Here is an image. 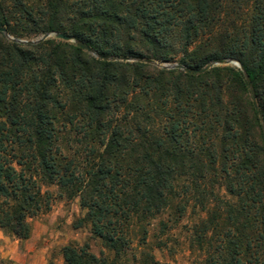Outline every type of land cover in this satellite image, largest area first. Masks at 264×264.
<instances>
[{
  "label": "trees",
  "instance_id": "1",
  "mask_svg": "<svg viewBox=\"0 0 264 264\" xmlns=\"http://www.w3.org/2000/svg\"><path fill=\"white\" fill-rule=\"evenodd\" d=\"M0 28V231L56 187L104 249L64 264H163L188 214L196 264H264V0H0Z\"/></svg>",
  "mask_w": 264,
  "mask_h": 264
},
{
  "label": "rangeland",
  "instance_id": "2",
  "mask_svg": "<svg viewBox=\"0 0 264 264\" xmlns=\"http://www.w3.org/2000/svg\"><path fill=\"white\" fill-rule=\"evenodd\" d=\"M42 37L22 41H36ZM53 38L52 36L48 40ZM234 62L227 60L223 64L213 63L209 66L237 67ZM164 64L175 65L174 63H156L155 65ZM45 190L53 193L54 199L49 211L28 219L32 227L29 240L21 241L0 231V264H64L62 250L74 243L80 246L89 243L91 251L96 255H100L104 250L100 243L90 240L89 230L74 228V222L83 218L87 213V210L81 208L80 200L75 199L71 202L61 200L56 187ZM193 221L194 219L188 214L178 226L171 228L167 248L162 251L154 249V255L158 261L163 264H196V255L189 250L186 228ZM152 230L153 234L154 230L158 233L157 228H152ZM137 246L138 244H134L136 249Z\"/></svg>",
  "mask_w": 264,
  "mask_h": 264
},
{
  "label": "water",
  "instance_id": "3",
  "mask_svg": "<svg viewBox=\"0 0 264 264\" xmlns=\"http://www.w3.org/2000/svg\"><path fill=\"white\" fill-rule=\"evenodd\" d=\"M0 32H3L5 34H7V32H6V30L4 28H0ZM52 36H53L52 34H47V35L43 36L42 38H40L39 40H36V41H22V40H16V39H13V38H10V39L12 41L16 42V43H19V44L36 45V44H40L42 42L47 41ZM55 37L58 38V39L67 41V42H75V39L73 37H71V36H65L63 34H56ZM77 45L82 47L84 50H86L88 53L92 54L93 56L98 57L96 53H94L90 48H88L87 46H85L81 42H77ZM226 64H228V63H226ZM234 64H235V66H237L238 68H240L242 70V67H241V65L238 62H234ZM158 67L159 68H163V69H173V68L181 69V70H184L186 73H190V74H201V73H203L204 71L207 70V68L202 69V70H189V69H186V68H184L182 66H179V65H169V64L158 65ZM246 81H247L248 86L250 88L252 97L255 100L256 96H255V93H254V90H253L252 82L250 81V78L247 75H246Z\"/></svg>",
  "mask_w": 264,
  "mask_h": 264
}]
</instances>
